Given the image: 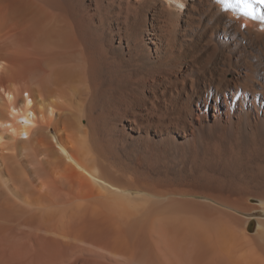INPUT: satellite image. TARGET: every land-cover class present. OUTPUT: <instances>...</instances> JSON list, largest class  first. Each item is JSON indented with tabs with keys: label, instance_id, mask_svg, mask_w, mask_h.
Here are the masks:
<instances>
[{
	"label": "bare ground",
	"instance_id": "obj_1",
	"mask_svg": "<svg viewBox=\"0 0 264 264\" xmlns=\"http://www.w3.org/2000/svg\"><path fill=\"white\" fill-rule=\"evenodd\" d=\"M225 2L0 0V264H264V21Z\"/></svg>",
	"mask_w": 264,
	"mask_h": 264
},
{
	"label": "snow or ice",
	"instance_id": "obj_2",
	"mask_svg": "<svg viewBox=\"0 0 264 264\" xmlns=\"http://www.w3.org/2000/svg\"><path fill=\"white\" fill-rule=\"evenodd\" d=\"M264 5V0H235V3L225 2V8H234L238 11L239 15L236 17H250L252 20L264 21V15H259L254 5ZM246 27V26H245Z\"/></svg>",
	"mask_w": 264,
	"mask_h": 264
}]
</instances>
